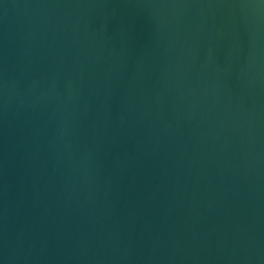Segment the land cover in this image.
Masks as SVG:
<instances>
[{
    "label": "water",
    "instance_id": "obj_1",
    "mask_svg": "<svg viewBox=\"0 0 264 264\" xmlns=\"http://www.w3.org/2000/svg\"><path fill=\"white\" fill-rule=\"evenodd\" d=\"M0 264H264V0H0Z\"/></svg>",
    "mask_w": 264,
    "mask_h": 264
}]
</instances>
